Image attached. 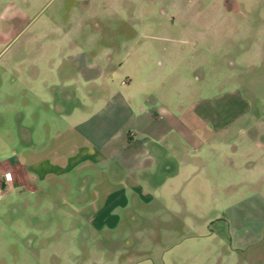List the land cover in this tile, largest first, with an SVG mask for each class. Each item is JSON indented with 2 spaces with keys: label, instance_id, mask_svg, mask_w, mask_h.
Instances as JSON below:
<instances>
[{
  "label": "rangeland",
  "instance_id": "374dc122",
  "mask_svg": "<svg viewBox=\"0 0 264 264\" xmlns=\"http://www.w3.org/2000/svg\"><path fill=\"white\" fill-rule=\"evenodd\" d=\"M86 55L103 74L114 71L121 93L125 76L133 90L137 74L153 72L157 85L174 86L157 93L172 107L179 93L188 108L195 99L237 96L254 117L231 130L264 131V0H0V162L32 164L39 179L30 176L34 190L0 184V264H264V223L254 243L232 241L233 228L260 220L239 208L264 202V176L243 166L236 172L248 179L169 204L164 196L131 198V179L113 175L105 178L117 198L87 207L76 200L88 172L56 166L51 135L67 127L57 117L97 97L103 78L84 86L79 73ZM69 135L59 140L64 158ZM259 163L253 172L264 169Z\"/></svg>",
  "mask_w": 264,
  "mask_h": 264
},
{
  "label": "crops",
  "instance_id": "0c3cea01",
  "mask_svg": "<svg viewBox=\"0 0 264 264\" xmlns=\"http://www.w3.org/2000/svg\"><path fill=\"white\" fill-rule=\"evenodd\" d=\"M84 61L83 68L79 70L84 86L103 78L95 85L97 97L89 100V96H85L88 103H80L68 114L57 117L58 121L61 118L67 120L68 124L62 132L51 135L57 148L52 156L56 160L54 164L70 171L84 166L88 172L84 175L85 184L79 186L78 196H75L76 200L79 197L86 202L84 206L117 198V189H108L114 183L106 180L107 175L119 176L124 183L131 179V186H127V190L132 192L131 198L143 194L151 195V199L164 196L168 204L177 195L184 196L189 191L188 195L198 197L203 186L229 184L237 177L248 179L251 176L260 180L264 176V169L251 170L252 162L264 160V131L231 130L229 127L243 117H254L247 114L248 109L241 98L228 97L229 94L224 93L216 98L195 99L188 108L183 105L179 93L174 102L176 106L172 107L157 93H170L174 86L168 87L166 82L157 85L153 72L144 70L145 73L137 74L133 90L132 77L125 76L124 82L120 81L124 85L121 93L113 80L114 71L103 74L102 68L88 55ZM112 86L115 91H112ZM108 90L112 91L111 95L102 97ZM224 108L232 112L224 113ZM67 131L71 138L70 154L64 158L58 148L60 138ZM42 151H46L45 146ZM0 164H3L0 165V184L5 183L4 173L8 172L10 184H25L32 190L38 188L30 183L31 175L38 179V175L32 171L30 174L27 168L32 164L8 166V161ZM237 165L245 167L250 176H240L236 172ZM93 169L99 173L91 179L89 172ZM148 170L147 178L137 179L141 172ZM259 201L239 208L246 216L254 214L260 220L256 227L253 224L245 228L232 227L237 233L232 235L234 243H254L259 237L258 227L264 223V202L262 199ZM117 206L124 209L127 204L124 202ZM99 210L100 206L95 204L93 211L97 214Z\"/></svg>",
  "mask_w": 264,
  "mask_h": 264
},
{
  "label": "built area",
  "instance_id": "2783aa9c",
  "mask_svg": "<svg viewBox=\"0 0 264 264\" xmlns=\"http://www.w3.org/2000/svg\"><path fill=\"white\" fill-rule=\"evenodd\" d=\"M4 179H5V181L10 183V178H9L8 172L4 173Z\"/></svg>",
  "mask_w": 264,
  "mask_h": 264
}]
</instances>
